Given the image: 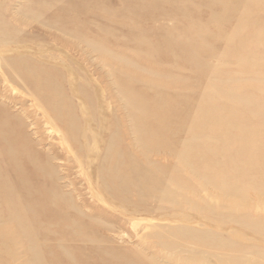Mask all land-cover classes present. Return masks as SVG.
Wrapping results in <instances>:
<instances>
[{
    "label": "rangeland",
    "instance_id": "1",
    "mask_svg": "<svg viewBox=\"0 0 264 264\" xmlns=\"http://www.w3.org/2000/svg\"><path fill=\"white\" fill-rule=\"evenodd\" d=\"M0 90V264H264V0H0Z\"/></svg>",
    "mask_w": 264,
    "mask_h": 264
},
{
    "label": "bare ground",
    "instance_id": "2",
    "mask_svg": "<svg viewBox=\"0 0 264 264\" xmlns=\"http://www.w3.org/2000/svg\"><path fill=\"white\" fill-rule=\"evenodd\" d=\"M12 40V39H11ZM14 41V40H13ZM87 44V43H86ZM81 46V45H80ZM47 47V46H46ZM2 48V47H1ZM6 48H8V47H3V51H4V49H6ZM10 48V47H9ZM101 48V47H100ZM17 50V49H16ZM73 50V49H72ZM151 50V49H150ZM74 51V50H73ZM11 52H12V50H11ZM16 52V51H15ZM9 53V52H8ZM75 53V52H74ZM41 54V53H40ZM42 55V54H41ZM62 55V54H61ZM2 58H4V57H2ZM118 58V57H117ZM91 59V58H90ZM59 60V59H58ZM118 61V63H119V60H117ZM5 62V61H4ZM6 63V62H5ZM103 66V65H102ZM101 66V67H102ZM104 67V66H103ZM10 68V67H9ZM102 69V68H101ZM13 70V69H12ZM106 72V71H105ZM108 72V71H107ZM16 74V73H15ZM35 74V73H34ZM17 75V74H16ZM7 76V75H6ZM113 76V75H112ZM86 78V77H85ZM90 80V79H89ZM23 82V81H22ZM68 82V81H67ZM77 83V82H76ZM7 84V83H6ZM15 84V83H14ZM24 84V83H23ZM69 84V83H68ZM8 87V86H7ZM10 87V86H9ZM13 87H15V86H13ZM16 88V87H15ZM150 88V87H149ZM31 89V88H30ZM213 89H218V87H217V85H215V84H213ZM4 90V89H3ZM6 90V89H5ZM13 90V89H12ZM1 91V90H0ZM9 91V90H8ZM7 91V92H8ZM21 91V90H20ZM31 92V91H30ZM29 92V94L30 95H33V93L31 92L30 93ZM1 93V92H0ZM10 93V92H9ZM3 94V93H2ZM28 94V95H29ZM81 95V94H80ZM82 96V95H81ZM97 98V97H96ZM77 99V98H76ZM28 100V99H27ZM37 101V100H36ZM100 101V100H99ZM40 102V101H39ZM120 102H122V101H120ZM41 103V102H40ZM86 103V102H85ZM33 104V103H32ZM79 105V104H78ZM87 105V104H86ZM98 105V104H97ZM107 105V104H106ZM6 106V105H5ZM33 106V105H32ZM40 107V106H39ZM6 108V107H5ZM43 108V107H42ZM201 109V108H200ZM23 110H25V109H23ZM46 110V109H45ZM98 110H100V109H98ZM90 111V110H89ZM161 113V112H160ZM207 113V112H206ZM48 114V113H47ZM130 114V113H129ZM49 115V114H48ZM131 115V114H130ZM54 116V115H53ZM175 116H176V114H175ZM174 116V117H175ZM35 117V116H34ZM99 117V116H98ZM173 117V118H174ZM54 118V117H53ZM84 118V117H83ZM109 118H110V116H109ZM187 118H188V116H187ZM43 119V118H42ZM101 119H102V117H101ZM99 120H100V118H99ZM43 121V120H42ZM102 123H103V121H102ZM108 123V122H107ZM50 124V123H49ZM99 124H100V121H99ZM42 125V124H41ZM203 125H205V123L203 124ZM39 127V126H38ZM55 127V126H54ZM88 127V126H87ZM107 127V126H106ZM41 128V127H40ZM58 128V127H57ZM84 128V127H83ZM59 130V129H58ZM77 130V129H76ZM90 130V129H89ZM116 130V129H115ZM171 130V129H170ZM120 131V130H119ZM60 132H62V131H60ZM92 132V131H91ZM116 132H118V131H116ZM91 135H92V133H91ZM107 135V134H106ZM81 136H83L82 134H81ZM92 136H94V135H92ZM67 137V136H66ZM84 137V136H83ZM82 137V138H83ZM65 138V137H64ZM81 138V139H82ZM88 138V137H87ZM67 139V138H66ZM100 139V138H99ZM98 139V140H99ZM84 140V142L86 141L85 139H83ZM66 141V140H65ZM68 141V140H67ZM94 141H96V140H94ZM87 142V141H86ZM104 143H105V141H103ZM112 142V141H111ZM122 142V141H121ZM185 142V141H184ZM88 143H89V140H88ZM92 143V142H91ZM85 144V143H84ZM135 145V144H134ZM87 146V145H86ZM90 146V145H89ZM96 146V145H95ZM85 147V146H84ZM89 149H90V147H88ZM80 149V148H79ZM86 149V148H85ZM108 148L106 147V150H107ZM82 150V149H81ZM80 150V151H81ZM70 151H72L71 149H70ZM76 151H77V149H76ZM89 151V150H88ZM92 151V150H91ZM68 152H69V150H68ZM78 152V151H77ZM93 153V152H92ZM239 154L240 152L238 151V152H236V154ZM68 154V153H67ZM122 154V153H121ZM70 155V154H69ZM74 155V154H73ZM51 156V155H50ZM71 156V155H70ZM77 156H78V153H77ZM80 156V155H79ZM88 157V156H87ZM98 157V156H97ZM119 157H120V154H119ZM123 157V156H122ZM85 158H86V156H85ZM103 158V157H102ZM78 159V158H77ZM89 159V158H88ZM67 160V159H66ZM83 160V159H82ZM80 161V160H79ZM85 161H86V159H85ZM38 162V161H37ZM73 162V161H72ZM39 163V162H38ZM81 163H82V161H81ZM86 163V162H85ZM84 164V163H83ZM88 164V163H87ZM154 166V165H153ZM194 166V165H193ZM55 167V166H54ZM84 168V167H83ZM97 168V167H96ZM88 169V168H87ZM99 168H97V170H98ZM192 169H193V167H192ZM42 170H44V169H42ZM102 170V169H101ZM99 171V170H98ZM109 171V170H108ZM56 173V172H55ZM91 173V172H90ZM50 174V173H49ZM89 174V173H88ZM96 174H98V173H96ZM199 174V176L201 177V181H202V186L204 187V188H206V187H208V186H211L212 184H213V182H212V180L207 176V175H205V174H200V173H198ZM48 175V174H47ZM101 175H103V174H101ZM51 176H52V174H51ZM86 176V175H85ZM91 175H89L88 177H90ZM49 177H50V175H49ZM51 178V177H50ZM91 178V177H90ZM98 178V176H96V179ZM102 178L103 179H105L103 176H102ZM58 179V178H57ZM80 179V178H79ZM87 180V179H86ZM99 181H100V179H99ZM104 181V180H103ZM142 182V181H141ZM5 184H4V186L6 187V189L8 190L9 189V184L7 183V181L6 182H4ZM106 183V182H105ZM100 184V183H99ZM108 184V183H107ZM88 185H90L89 183H88ZM94 185H96V184H94ZM98 185V184H97ZM96 185V186H97ZM101 185V184H100ZM105 186V185H104ZM109 186V185H108ZM95 187V186H94ZM102 187V186H101ZM161 188V187H160ZM221 188L223 189L222 190V193L224 194L225 192L227 193L226 195H234L238 190L235 188V187H230L225 181L222 183V186H221ZM94 189V188H93ZM159 189V188H158ZM91 190V189H90ZM98 190V189H97ZM106 190V189H105ZM100 191V190H99ZM69 192V191H68ZM102 192V191H101ZM104 192V191H103ZM159 192H161L160 191V189H159ZM258 193L261 195V196H263L264 195V186H263V188H260L259 190H258ZM104 193H102V195H103ZM106 194V193H105ZM101 195V194H100ZM101 195V196H102ZM107 195H112V194H109V192H108V194ZM106 195V197H108ZM53 196V195H52ZM57 196V195H56ZM59 196V195H58ZM70 196V195H69ZM114 196V195H113ZM161 196V195H160ZM60 197V196H59ZM71 197V196H70ZM103 197V196H102ZM112 197V196H111ZM165 197V196H164ZM113 198V197H112ZM115 198V197H114ZM152 198V197H151ZM154 198V197H153ZM71 199V198H70ZM108 199V198H107ZM234 199V198H233ZM232 199V200H233ZM25 200V199H24ZM102 200V199H101ZM105 200V202L104 203H106V199H104ZM54 201V200H53ZM69 201H71V200H69ZM109 201V200H108ZM108 201H107V203H108ZM113 201V200H112ZM111 201V202H112ZM234 201V200H233ZM55 202V201H54ZM106 203V204H107ZM113 203V202H112ZM111 204V203H110ZM112 205H114V204H112ZM121 205V204H120ZM118 206V205H117ZM75 207V206H74ZM112 207V206H111ZM116 207V206H115ZM123 207V209H125L126 207H124V206H122ZM113 208V207H112ZM117 208H120L119 206L117 207ZM240 208V207H239ZM115 209V208H114ZM127 209L128 208H126V212H127ZM134 209H135V207H134ZM80 210V209H79ZM237 210V209H236ZM80 211H82V210H80ZM80 211H79V213H80ZM117 211V210H116ZM132 212V211H131ZM129 213V212H128ZM135 213H138V212H136L135 211ZM141 213V212H140ZM121 215L123 214V213H120ZM144 214V213H143ZM124 215V214H123ZM129 215V214H128ZM133 215V214H132ZM139 215V214H138ZM135 216V215H134ZM86 217V216H85ZM135 218H138V216L137 217H135ZM134 218V219H135ZM145 219H146V217H144ZM143 218V219H144ZM92 219H94V218H92ZM133 220V219H132ZM74 222L73 223H76L75 222V220H73ZM94 221V220H93ZM107 221V220H106ZM43 223H45V222H43ZM108 223V222H107ZM2 224V223H1ZM105 224H106V222H105ZM109 224H111V223H109ZM77 225V224H76ZM75 225V226H76ZM47 226H48V224H47ZM50 226H52V225H50ZM54 226V225H53ZM67 226V225H66ZM112 226V225H111ZM207 226V225H206ZM79 227H80V225H79ZM78 227V228H79ZM112 227H114V226H112ZM71 228V227H70ZM74 228V227H73ZM115 228V227H114ZM80 229V228H79ZM16 230V229H15ZM20 230V234H21V236H25V237H28V229H26V228H20L19 229ZM49 231V230H48ZM73 231V230H72ZM11 232H12V229H11ZM43 232V231H42ZM77 232V231H76ZM79 232V231H78ZM44 233V232H43ZM47 233V232H46ZM54 233H56V232H54ZM82 233H83V231H82ZM52 234V233H51ZM50 234V235H51ZM45 235V234H44ZM82 237H84V238H87V236H82ZM91 237V236H90ZM18 238V237H17ZM16 238V239H17ZM15 239V240H16ZM53 239V238H52ZM93 239V237L91 238V240ZM76 240V239H75ZM80 240H81V238H80ZM90 240V241H91ZM94 240H96V239H94ZM93 241V240H92ZM15 242H18L17 240L15 241ZM40 242V241H39ZM52 242V241H51ZM80 242V241H79ZM87 242H89V241H87ZM102 243V242H101ZM100 243V244H101ZM51 245V244H50ZM98 245V244H97ZM53 246V245H52ZM101 246V245H100ZM30 252H29V255L31 256L30 257V262H29V264H43V262H42V256H41V254L36 250V248L34 247V246H31V248H30V250H29ZM64 251V250H63ZM65 252V251H64ZM66 252H67V250H66ZM106 252V251H105ZM103 253V252H102ZM67 254V253H66ZM68 254H69V252H68ZM67 254V255H68ZM106 254H108L107 252H106ZM68 256H70V255H68ZM72 256V255H71ZM70 256V257H71ZM73 257V256H72ZM72 260H73V258H72ZM74 261V260H73ZM246 263V262H245ZM255 263V262H254Z\"/></svg>",
    "mask_w": 264,
    "mask_h": 264
}]
</instances>
